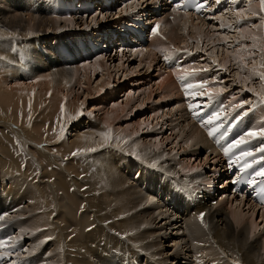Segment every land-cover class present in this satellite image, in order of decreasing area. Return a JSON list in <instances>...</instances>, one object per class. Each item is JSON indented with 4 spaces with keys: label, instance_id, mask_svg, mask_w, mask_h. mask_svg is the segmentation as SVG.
Wrapping results in <instances>:
<instances>
[{
    "label": "bare ground",
    "instance_id": "obj_1",
    "mask_svg": "<svg viewBox=\"0 0 264 264\" xmlns=\"http://www.w3.org/2000/svg\"><path fill=\"white\" fill-rule=\"evenodd\" d=\"M39 1L41 3L37 6V11L33 12L42 13L44 16L49 17H44L43 20L34 19V16L28 15L27 33L30 34L38 31V34H41L42 31H40V28H43V31L47 33H49L50 29H52V32H58L55 15L50 13L52 9L50 0ZM144 1L136 4L135 11H132V8L125 10V12L130 11V18L125 19L119 17L120 19L116 25H118L117 29L119 27L121 28L120 32L117 29H113L107 33V35L113 34L110 35V38L115 36L116 33H121L118 40L121 47L117 48L120 52H129L128 54L132 58L134 57L135 62L137 58L140 59L139 67L142 63H147L149 65L148 70H150L152 68L151 64H155L158 60L160 47L164 48L166 43L169 44V48L165 47V52H162L164 54L159 55L160 64L163 67L162 72L165 76L164 81H166L168 86L173 84V87L177 91H179V86L181 89L186 90V85L188 84L195 81L201 83L202 75L199 73L193 75L186 73V71L191 69L201 72L197 68L199 65L198 62L193 63L194 58H197L201 52L197 53V51H193L189 47L190 43L184 44L188 43L189 38H193L196 44L200 45L201 50H203L204 41L207 39L210 42L209 46L212 45V48L216 46L221 47V45L222 49L226 47V52H222L221 59L219 61L217 60L218 65L226 72L228 70L230 73L237 71L235 77H237V81H240H238V84L249 89L248 91L254 96V99L256 98L258 100L260 97L261 101L264 102V30L247 29V26L251 22L252 14L256 15L252 7L256 6V9L259 8L260 0L257 2L252 0L249 3L247 0H221L223 4L216 0L215 4L218 8L226 7V9L224 15L213 23H208L207 20L203 19L194 20L188 15L178 16L173 22L166 21L165 29L168 34L166 39L160 40L154 37L152 44L144 50H141L135 48L136 46L133 44L136 40L134 33L130 34L124 28L128 20L133 19L132 17L138 18L145 16L149 10H152L149 7H152L155 1ZM131 2L136 3L135 0H122L121 5L130 4ZM81 5L79 9H84L85 6L83 4ZM143 5H146V10L144 7L143 10ZM244 6H246L247 10L241 11ZM139 9H141L140 12ZM248 12L249 14H247ZM48 13L52 15H48ZM236 16L239 22L237 24L234 23V29H232L228 20L230 18L233 20ZM244 17L245 19L247 17L246 21L243 20ZM0 21L5 26L8 25L7 27H10L14 33L23 29L25 25L24 20H20L17 17L8 22L7 18L5 19L0 15ZM140 21L143 20L140 19ZM253 23L254 21L250 26ZM120 24L122 25L120 26ZM134 24V20H131L129 23V25ZM186 25H189L187 33L183 34L181 32L185 30ZM258 25H260L259 22L254 23V26ZM202 27L205 28L204 31H201ZM139 28L142 29L141 27ZM126 33L128 34L126 35ZM28 34L24 36H28ZM0 36L4 37L0 39V157L7 160L6 156L11 155L12 158L11 156L10 158L14 160L13 156L15 157V154L12 152L13 145L11 142H16V148H25L31 155L28 156L33 158V167L38 172L37 177L34 179L35 181H31L18 171L19 165L9 161L4 168H7V171H3V167H0V202L8 207L7 212L14 207L22 206L15 214H8L6 221L8 229L0 234V239H6L7 236L13 235L15 229L17 232L16 239L20 238V243L24 240L31 242L28 245L31 247L25 250V253L20 252L19 249L15 250L16 248L14 249L13 247L16 254L12 256H17V261L24 260V263L31 264H124L126 261H128V264H264V213L260 214L248 199H232L229 196L228 189L224 191L226 192V198L228 196L231 198H229L227 207V203L224 202L218 208H214L211 204L213 196H211L210 191L206 192L205 190H210L212 184H216L217 179L221 177L219 169H214L210 176H207L204 171V173L199 172L193 176H186L185 178L179 179L177 165L173 161L161 155L152 156L150 153H147L149 162L142 161L141 179L147 181L149 186L141 185L138 189L132 186L134 184H126L123 179L119 180L120 170H115L116 167L111 165L107 168V172L110 174L108 180L111 175L115 176V178L118 177V179H113L115 182H108V186L110 187H108V194L104 195L106 199L103 202L110 207L113 205L111 213L114 215L110 219H113L116 223L111 224L109 222L110 219L105 217L104 214L100 215L97 210L98 205L96 203L93 204V194H96L95 190L92 188H84V184L76 176L79 174L70 175V171L66 172L62 166L63 161L60 159L61 155L64 158L68 157V160L72 162L74 161L73 156L75 152L91 146L103 147L108 143V140L100 134L103 133L107 136L109 129H107V132L106 129L95 130L94 135L98 138L97 140L90 134L92 131L90 133L88 131L81 133L82 129L76 130L77 132L73 135L74 138L70 142L61 136L62 132H60V127H63V124L70 131V128H68L69 125L84 116L76 112L77 105L71 102L75 83H73V78H76L73 77L74 71L68 65L71 63L70 58H72V55L65 56L61 48L57 52L58 54L60 53L57 60L50 55H46L47 68L50 74L48 73V77L42 81L41 77L37 76L39 79L36 77L32 59L29 57L26 59V56H28L26 51L28 49L22 51L25 49L22 47V49H19L22 52H18V46L16 48L14 44V42L16 43L15 39L10 38L13 34H7L3 28H0ZM126 36L130 38V43L134 47H127L128 45L124 41ZM203 36L206 37L204 38ZM226 40H230L232 48ZM26 42V44H22L27 45L28 47L26 48L36 47V43L31 38L27 37ZM248 42H250V45H248ZM181 43H183V47H181ZM172 44L173 46H171ZM93 45L100 51L103 48L101 47L102 43H99L97 46L93 41ZM111 47L106 45V51L108 52ZM228 47L232 49L230 53ZM86 49L81 40L78 39L76 58L80 56V53L85 52ZM64 51H66L65 48ZM254 53H256L255 56L252 55ZM94 55H97L95 51H93L91 56L84 54L83 58ZM121 59H127V57L125 56L124 58V55H122ZM236 59L238 60V66L236 65L237 68L233 69V62ZM17 60L21 62L18 63ZM170 60H177V64L169 65L168 62ZM254 60L256 61L255 65H248L247 61L252 62ZM15 61L18 64H12ZM179 61H183V63L181 64ZM122 64L123 62H121ZM93 67L95 68V66ZM84 68L87 67L84 66ZM179 73L190 75V83H183V79L181 80L178 77ZM32 81L36 82L31 83ZM107 82H104L105 85ZM203 82L210 85L207 78L202 80ZM202 90H204L203 93L205 96H201L198 101L206 100V97L210 98L214 94L210 92L209 86ZM68 92L71 95H68ZM169 93L171 95L174 94L173 91ZM228 97L229 95L225 94L224 98L228 100ZM191 98H194L193 100L196 99V97ZM231 100L230 102L228 101L229 103L226 102V104L231 106L233 103V100ZM35 107L42 108L37 109ZM48 109H52L53 114ZM218 111L219 107L217 113ZM68 112L72 115L71 117L63 115ZM223 113V110H220V114L223 115ZM256 113L252 115L255 125L256 122L258 123ZM244 114L246 113L244 112ZM38 116L41 119L40 124H45L46 120L52 119L54 129H46L44 125L39 124L37 126L35 123H32L35 122ZM187 116L189 120L187 118L183 119V117H180L179 120H170L172 122L170 124L171 130L173 132L177 131L181 136V141L177 138L179 143H176L175 138L174 140L176 142L173 141L174 143L171 144L182 149L180 153L186 159L191 156V159L188 160L190 162L193 159L197 160L204 153V163L199 162L197 169L208 168V166H214L215 168L216 166H220V158L216 156V151L212 148L203 132L192 124L193 117L188 114ZM105 120L107 121V119ZM259 120L264 123L263 116L262 118L259 117ZM252 122V119H249L248 129H251L250 123ZM260 125L258 123V127L261 130ZM31 126L33 127L31 128ZM58 129L60 130L58 131ZM255 129L258 130L257 125ZM260 130L258 131L259 134H261ZM133 131L135 132V130ZM172 131L170 132L172 133ZM69 134H71V131ZM134 136L136 135L134 134ZM262 137L264 138L263 135ZM60 138L63 140L61 144H57ZM247 147H244L243 150H247ZM176 150L170 151V153L172 152L175 156L177 153ZM108 151L110 150L107 149ZM235 153L238 156V151ZM54 155L60 159L58 163H56V159L51 157ZM110 156H112L110 161L114 163L118 162L114 161L113 157L115 156L109 155L108 158ZM21 158L27 161L24 156ZM107 159L105 160L106 162H108ZM70 162L68 163L69 165L71 164ZM149 168L156 170L154 172L155 174ZM17 173L21 175H17ZM156 173L162 174V177ZM152 174H154V178L151 177ZM164 176L168 179L165 180ZM205 179L209 182V185L204 186L201 183ZM222 179L223 177H221ZM173 180L177 181L179 185L191 190L193 193H196L197 200L193 204L183 203L184 200L181 199L180 194L173 193L174 189L171 187ZM151 186H153L152 191L150 189ZM44 187H47L48 191H45L49 192V195H52L55 200H51L49 197L45 199V196L48 194H43ZM156 191L159 192L157 195H160L162 201L163 198L165 199L163 204L153 197ZM208 198L209 202L207 201ZM168 201L170 202L168 203ZM233 201L236 202V204L234 203L235 206H232ZM25 202L27 206H23ZM52 205L53 207L54 205L57 206H55L54 212H51L53 211L50 208ZM247 205V209H244ZM181 210L185 214L178 216ZM203 211L206 214L202 219H199V215ZM258 216H260V224L256 221ZM163 221L164 223L161 224ZM260 225H262V230H259ZM260 236L263 237V242H260ZM159 238L161 239L156 243V239ZM11 239L14 240L15 236ZM176 250L177 252L172 253V251ZM25 255H27V258H24Z\"/></svg>",
    "mask_w": 264,
    "mask_h": 264
},
{
    "label": "rangeland",
    "instance_id": "obj_2",
    "mask_svg": "<svg viewBox=\"0 0 264 264\" xmlns=\"http://www.w3.org/2000/svg\"><path fill=\"white\" fill-rule=\"evenodd\" d=\"M24 1L25 0H0V15L2 17H4L5 19L7 18L8 22L13 20L15 17H17L20 20L22 19L25 22L23 29L18 30L16 33H14V31L12 29H10V27H7L8 26L7 24H6L7 26L2 24L1 21H0V28H3V30L7 34H11V35L13 34V36H10V38L15 39L16 43L14 41L13 42L16 45V48L18 46L17 50L22 49V47H23V49L25 48L22 51H26V49H28L26 51V54H28V56H26V59H27V57L32 59L34 69L36 72V77L37 76L41 77V80L44 81L48 77V73L50 74V71L47 68V56L46 55H50L51 57H53L54 59L57 60L60 53L58 55L57 54L55 55V52H58L59 48H61L63 50V53L65 54V56H70V54L72 55V58H70L71 63H69L68 65H70L71 69L74 71L75 76L73 75V77H76V78H73V80H74L73 83L75 82L77 84L74 83V90H73V94L71 97V102H73L77 105L76 106V108H77L76 112L78 114H83L84 116L80 120H76L73 123H71L70 124L71 126L69 125L68 128H70L69 130L71 131V134H69L70 131H68L67 128H65L66 126L63 124L64 128L62 126L60 127L61 128L60 132H62L61 136L63 137V139H66L67 141L70 142L71 140H73V138H74L73 135L77 132L76 130L82 129L81 133H83V131L84 132L88 131L89 133L92 131V133H90V134H92L93 138H95V140H97L98 138L96 137V135H94L95 130L106 129V132H107V129H109L108 133H107L108 143L105 144L103 147L91 146L89 148H84L83 150L75 152L74 156H73L74 161H72V162H70L68 160V157L64 158L63 156L60 155V159L63 161L62 166L64 167V170H66V172L70 171L69 172L70 175H76V173H78L79 175H76V176L81 181V183L84 184V186H85L84 188H92L95 190L96 194H93L94 195L93 204L96 203L98 205V208L97 207L96 208H97L100 215L104 214V216L107 217L108 219L112 218V216L114 215L113 213H111V208L113 205L110 207L108 204L103 202V200L106 199V198H104V195L108 194L107 193L108 189H109L108 187H110V186H108L109 185L108 182H115L113 179H118V177L115 178V176L111 175L110 179L108 180V176L110 174L107 172V168L110 167L111 165H114L116 167L115 170H117V171L120 170L119 180L123 179L124 182H126V184H131V185L134 184L132 186H134L135 188L139 189V187L141 185L142 186L143 185L149 186L147 181H144L141 179V170H142L141 166L143 165V162H149V160H148L149 158H148L147 153H150L152 156L161 155V156L166 157L167 159H170L171 161H173L175 163V165H177L179 179H182L183 177L185 178L186 176H193L199 172L204 173V171H205V174L207 176H210V174L213 172L214 169H217V170L219 169L220 175H222L221 166H218V167L216 166V168L214 166H211V167L208 166V168H198L197 169L199 162L204 163V160H203L205 157V155H203L204 153L202 155H200L197 160L193 159L190 162L188 160L191 159L190 158L191 156H189V158L186 159V157L183 156L182 153H180V152H182V149H179L178 147H175V145L171 144V143L176 142L178 139H179V141H181V139H180L181 136L179 135V133L177 131L173 132L171 130L170 124H172V122L170 120H179L180 117H183V119L187 118L189 120V118L187 116V112L186 113L184 112L183 106L185 105V103H182L184 99H181V97H180L182 92L180 90L177 91V89L175 87H173V84L168 86L166 81H164L165 76H164V73L162 72L163 67L160 64L161 62L159 60V55L162 54V52H165L166 48H169L170 45L166 43L164 48L160 47V54L158 55V60L156 61L155 64L154 63L151 64L152 68L150 70H148L149 65L147 63H142L139 67V63H140L139 60L140 59L137 58V60L135 62L134 57L132 58L128 54L129 52L123 53V52H120L119 49H117L118 53L116 55L115 54L113 55L111 52H107L105 49L106 45H108V47L115 45V43L113 41L114 36L112 38H110V35H113V34L107 35V33L109 31H112L113 29H117L118 25H116V23L120 19L119 17L121 15L120 13H122V10L125 9L127 6H129V7L132 6V11H135L136 3L140 4V3H142L143 0L137 1L136 3L131 2L130 4H125L123 6L121 5L122 0H118V2H120V4H119L120 9L117 10V12H116L117 15L115 17H114V12H112V11L101 12L99 10H96L94 12L91 11L92 13H90V14L80 15L77 8L82 6L81 4H83V6L86 7L89 3V0H57V2L50 0L49 2L52 4V9H51L50 13L55 15V20H56L58 32H56V31L52 32V29H50L49 33H47V32L43 31V28L42 29L40 28V31H42L41 34H38L39 33L38 31H36L35 33L32 32L30 34L27 33L28 30H27L26 26H27L28 17H29L28 15L34 16V19H43L44 17H49V16H44L42 13H34L37 11V6L41 3L39 0H28L29 1L28 5H26V3ZM97 1H99V0H97ZM235 1H238V0H235ZM247 1L249 3V1H252V0H247ZM143 7L146 10V5H143L142 8ZM144 8H143V10H144ZM252 9L254 10V12H257L256 6L252 7ZM80 10H83V9H80ZM246 10H247V8L242 9L241 11H246ZM55 11H56V13H55ZM140 11H141V9H139V12ZM127 12L130 13V11H127ZM50 13H48V15H52ZM251 13H252V11H251ZM111 14L113 15L112 18H111ZM247 14H249V12ZM253 16H255V15L252 14L251 17H253ZM246 19H247V17H246ZM246 19H245V17L243 18L244 21H246ZM252 22L253 21L251 20L250 24ZM250 24L247 26V29H250V28H253L254 30L255 29L261 30L262 29L260 27V25H258V26L253 25L251 27ZM121 25L122 24H120V26ZM209 25H211V24H209ZM188 26L189 25H186L185 30H183V32H181V33H183V34L187 33ZM5 29L6 30L9 29L12 32H10L9 30H7L8 31L7 32ZM120 29L121 28L119 27L117 30L120 32ZM204 30H205V28L202 27L201 31H204ZM207 30H206V32H207ZM25 34H28V36H24ZM188 34H190V33L188 32ZM27 37L31 38L32 41H34L36 43V47L26 48V47H28L27 45H22V44L27 43L26 42ZM203 37L205 38L206 36H203ZM1 38H4V37L0 36V39ZM18 39H20V40H18ZM78 39L81 40V42L84 44L85 48H87V49L85 50V52L80 53V56L77 57L78 58L77 59L76 53L75 54L72 53V50H70L66 46L68 44H64V42L66 41L67 43H70L73 48L77 49ZM60 40H63V43L59 42V44H57V46L55 48H53L55 41H60ZM205 40L206 41H204L203 50H201V46L197 45L195 39H193V38H189L188 43L184 44V45H186V44L190 43L189 47L192 48L193 51L195 50V51H197V53H199V52L202 53L204 51V53H205L203 56H201V54H200L198 56L199 58L197 57V58H194V60H193V63L198 62L199 65L204 64L201 66V68H204V70L200 69V71L203 73L198 72V71H193L192 69L186 71V73H190V72H192L193 74L199 73L200 75H202V78L200 80L201 83H202V80H204L206 78L209 80L210 85H214L215 83H217V81H218V84L221 83L222 86L219 85L217 87L222 88L223 92H225L224 97H225V94L229 95V93H230L232 95V96L229 95V97H228V101L230 102V100L232 99L233 101L232 100L231 101L234 103V104L232 103L230 106L232 111L238 109V97H240V96L242 98L248 100V102L251 101L253 103L260 104L257 106V107H259V110L256 113L257 114V121L259 124H261L260 125L261 128L264 129V123H262V121H260L261 119L259 120V117L260 118H262V116L264 117V106L262 105V104H264V102L261 101L260 97L258 99L259 101L256 98L254 99V96L251 95V93L248 91L249 89H246L245 87H243V85L238 84L239 80L237 81V77H235L237 71H233L232 73H230V71L228 70V72H229L228 73L225 70H223L219 65L216 68L214 67V65L218 64L217 60L219 61L221 59L222 52H224V51L226 52V47H224V49H222V45H221V47L216 46V47L212 48V45L209 46L210 42H208L207 39H205ZM18 41H19V44H18ZM90 41H92V43H90ZM93 41L97 46L99 43L100 44L102 43L101 47H103V48L101 49V51L94 47ZM226 41L228 42L229 45L231 44L230 40H226ZM20 42H22V43L20 44ZM19 45H21V46H19ZM184 45H183V43H181V47H183ZM248 45H250V42H248ZM171 46H173V44ZM64 48L66 49V51H64ZM231 48H232V46H231ZM231 48L228 47L229 53L232 50ZM235 48H237V47H235ZM20 51L21 50H19L18 52H20ZM93 51H95V54H97V55H94V56L88 57V58H83L84 54L91 56ZM217 52L219 55L217 54ZM53 54L55 56H53ZM122 55H124V58L126 56L127 59L122 60L121 59ZM252 55L255 56L256 53H254ZM256 60L258 61V59H256ZM17 62L20 63L21 61L17 60ZM17 62L15 61L12 64L16 65V64H18ZM121 62H123L122 65H121ZM204 62H206V63H204ZM247 63H248V65L252 66V65L256 64V61L255 60L252 62L247 61ZM236 65L238 66V60L237 59L235 60V62H233V69L237 68ZM84 66H86L87 68H84ZM93 66H95V68ZM97 66H98V68H96ZM88 67H90V68H88ZM191 67H193V66L191 65ZM208 67L211 68V71L213 69V73L215 74L214 76H211L210 78H209V76L212 75V73L210 72L209 74H207ZM82 68H84V69H82ZM86 71H88V73H86ZM79 72H81V74H79ZM82 73H83V75H82ZM45 75H46V77H45ZM87 75H90V76H87ZM102 75H104V76H102ZM78 76H80L81 78ZM38 77H37V79H39ZM106 81H108V82L105 85L104 82H106ZM34 82H36V81H32L31 83H34ZM31 83H30V85H31ZM188 83H190V82H188ZM205 84L208 85L207 83H205ZM109 85H110V87H109ZM182 85L184 86V84H182ZM209 89H210V92L215 93V91L213 90V87L212 88L209 87ZM170 91H173L174 94L171 95L169 93ZM182 91H184V90L182 89ZM69 93L70 92H68V95H71ZM201 94L202 95L199 94V96H196V99L194 100L196 103H193V104H195V106H197L200 103V101H198V99H200L201 96H203V97L205 96L204 93H201ZM213 96L214 95H212L211 97H213ZM215 101H218V100H215ZM35 108L39 109L42 107H35ZM80 108H81V110H80ZM48 110L50 113L53 114L52 109H48ZM260 111H263V112L259 113ZM109 112H112V113H109ZM239 112H240L241 116L243 115L244 112L246 113V111L243 112L242 110ZM255 112H256V109H255V111H253V113H255ZM68 113H64L63 115L71 117L72 115L70 114V112H68ZM184 114H185V116H184ZM223 115H224V113H223ZM107 116H109L110 118L109 117L106 118ZM105 119H107V121ZM249 119H252V121H253L252 123H250V128L255 129V127L257 125L258 131H259L260 129L258 127V123L256 122V125H255V122L253 120L252 115H250V117H248L247 120H245V121L243 120L242 124H244L246 127H247V125L249 126ZM72 120H74V119H72ZM238 121L240 122L241 119H238ZM104 122H105V124H104ZM32 123H35L37 126H39V124L41 123V119H39V116L36 118L35 122H32ZM40 125L46 126V129L47 128H50V129L53 128L54 129V122L52 121V119L46 120L45 124H40ZM50 125H51V127H50ZM134 126H135V128H134ZM32 127L33 126H31V128ZM81 127H85V128H81ZM126 127H128V128H126ZM59 130L60 129H58V131ZM133 130H135V132ZM169 130L172 131V133ZM132 131L134 132V134L136 136H134ZM173 133L176 135L174 136ZM34 136H35V134H34ZM61 138L58 139L57 144H61V142L63 140ZM111 142H112V144H111ZM137 143H139V144H137ZM176 143H179V142L177 141ZM11 144L13 145L12 152H14V154H15V157L13 156L15 161L13 159H11L12 158L11 155H9L8 157L6 156L7 160H4L3 158L0 157V167H3V171H7L8 169L7 168L4 169V168L7 165V163L10 161L13 164L19 165L18 171L20 173L24 174L25 178H27L31 181H35L34 179L37 177L38 172H37V169L33 167L34 166L33 158L30 157L31 155L26 151L25 148H22V147L16 148V146H15L16 142H13V143L11 142ZM94 145H96V144H94ZM144 146H145V148H144ZM107 149H109L110 151L107 152ZM173 150H176L177 156L176 155L174 156V154L172 152L170 153V151H173ZM179 150H181V151H179ZM137 153L139 156L137 155ZM174 153H175V151H174ZM171 154H173V155H171ZM28 155H30V156H28ZM109 155L115 156V157H113V159H114V161H118V162L114 163L113 161H110L112 156H110L108 158ZM10 156H11V158H10ZM22 156H24L28 162L23 160L21 158ZM51 157L53 159H56V163H58V161L60 160L55 155L51 156ZM69 158H71V157H69ZM184 158H185V160H184ZM106 159L108 160V162L105 161ZM195 159H196V157H195ZM79 160H82V161H79ZM180 161H182V162H180ZM18 162H19V164H18ZM69 162L71 163L70 165L68 164ZM22 163H24V164H22ZM191 165L195 168H193ZM25 166L28 167L27 170H25V168H26ZM28 169H30V171H28ZM149 169H150V171H152V173L156 172V170H154V169H151V168H149ZM190 169L192 172L190 171ZM206 169H208V170L206 171ZM74 170H77V171H74ZM30 173H31V175H30ZM154 174H152L151 177L154 178ZM156 174H158L160 177H162L161 176L162 174H160V173H156ZM17 175H21V174L17 173ZM45 178H47V177H45ZM164 179L167 180L168 178L164 176ZM206 182H207L206 179L201 181V183L204 186L209 185V182H207V183ZM213 185H215V183L212 184V187H213ZM152 188H153V186L150 187L151 191H152ZM220 188H222V187L220 186ZM210 189H211V187H210ZM218 189H219V187L216 188V191H220ZM45 190L48 191L47 187H44V190H43L44 191L43 194H45V195L48 194L47 196H45V199H47L49 197V199L55 200V198L52 195H49L50 193L46 192ZM157 193H158V191H156V193L154 194L155 196H153V197H155L159 202H161L163 204V201L165 199L163 198V201H162L160 195H157ZM225 193L226 192H224L223 194H225ZM229 198L230 197L228 196L227 198L225 197L223 199H220V201L218 200V202L215 201L217 203H215L212 206H214V208L215 207L218 208L224 202V203H227L226 204V207H227L228 201L231 199V198L230 199ZM216 199L217 198L213 197V200H216ZM169 202L170 201H168V203ZM218 203H219V205H218ZM234 203L236 204V202L233 201L232 206H235ZM0 206H2V207H0V213L1 212L6 213L8 210V207L5 206L4 204H2V202H0ZM24 206H27V204L25 203ZM55 206L56 205H54V207H53V205H52V207H50L51 210L53 209V211H51V212H54V209L57 207V206L56 207ZM247 207H248V205L245 206L244 209H247ZM94 208H95V206H94ZM115 213H116V211H115ZM184 214L185 213L181 210L179 212L178 216H183ZM259 217L260 216H258V218H256V221H257V223L260 224V218ZM109 222L111 224L116 223L115 221H113V219H110ZM163 223H164V221L161 224H163ZM262 229H263L262 225H260L259 230H262ZM13 235L15 236L14 240L11 239L12 237H14ZM13 235L11 234L10 236H7V238H10V241L8 244L11 245L10 247L12 249L14 247V249L16 248L15 250L19 249L20 252L23 253L25 250H27L28 248L31 247V246L30 247L28 246L31 242L24 240L22 243H20V241H19L20 238L16 239L17 232L15 229H14ZM160 239L161 238L156 239L157 240L156 243H158ZM260 242H263L262 236H260ZM174 252H177V250L172 251V253H174ZM13 254H16V253H13ZM24 258H27V255H25ZM194 261H196V260L194 259Z\"/></svg>",
    "mask_w": 264,
    "mask_h": 264
},
{
    "label": "snow or ice",
    "instance_id": "obj_3",
    "mask_svg": "<svg viewBox=\"0 0 264 264\" xmlns=\"http://www.w3.org/2000/svg\"><path fill=\"white\" fill-rule=\"evenodd\" d=\"M217 2H219V0H217ZM260 4H261V11H264V0H260ZM176 7L177 8H180V7L190 8V7H192V5L189 4V3H186L184 5H176ZM204 7H205V5H204L203 0H200V2L195 5V11L200 12V11L203 10ZM158 27L159 26H155L153 30L155 31V28H158ZM186 87L187 88L203 89V88H205V83L188 84V85H186ZM218 117H219V113H214L212 116H210L208 118V123H211L213 120L217 119ZM260 133L262 135H264V129H261ZM211 134H212V132L210 131L209 135H211ZM100 135L104 136L105 139H108V137L105 134L101 133ZM256 135H257V133L255 131H249V132L246 133V136H248V137H254ZM246 142L247 141L244 138L238 139V140L235 141V146L239 147L242 143H246ZM259 150L261 152H264V145H262ZM228 151H229V149H225V155L228 154ZM251 154H252L251 152L242 153V155H244V156H249ZM256 175L264 177V168H261L260 171H258L256 173ZM249 183H252V181H249ZM202 218H203V214H201V219ZM4 245H5V242L4 241H0V247H3Z\"/></svg>",
    "mask_w": 264,
    "mask_h": 264
}]
</instances>
